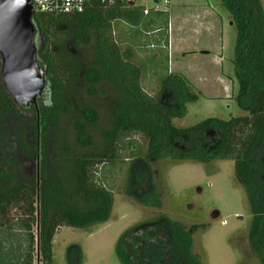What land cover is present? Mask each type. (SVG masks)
<instances>
[{
  "label": "trees",
  "instance_id": "1",
  "mask_svg": "<svg viewBox=\"0 0 264 264\" xmlns=\"http://www.w3.org/2000/svg\"><path fill=\"white\" fill-rule=\"evenodd\" d=\"M219 2L235 29L230 61L237 84L234 101L245 115L226 121L208 118L188 128L172 124L185 115V105L196 96L184 79L168 73L165 66L168 12L142 16L140 9L119 2L107 5L90 0L81 13L32 15L36 61L45 73L44 90L35 106L20 108L0 81V219L21 216L29 230H0V264H32L33 250L36 264H53L52 242L59 228L105 224L113 193L108 188L109 177L101 173L109 174L106 166H114L124 150L130 151L134 165L125 171L126 194L133 180L139 186L145 184L148 170L143 165L148 167L150 162L232 161L235 180L250 211L248 249L264 264V11L261 0ZM117 21L136 28L132 35L136 44L138 31L156 28L162 38L160 46L144 57H137L130 48L123 51L119 45L123 39L113 38L112 25ZM87 46L88 58L76 53ZM142 66L161 72L154 96L141 88ZM101 84L112 97L107 125L96 141L91 130L100 115L80 104L77 96L78 86H83L88 97L103 93L98 90ZM167 94L170 99L165 101ZM65 119L71 127L68 134L62 124ZM31 161L36 162L32 178L26 171L29 167L22 165ZM149 197L150 206L158 208L156 191ZM149 224L143 232L133 234L139 227L133 226L119 236L114 247L119 264H201L191 251V229L165 215ZM9 240L13 245L3 249Z\"/></svg>",
  "mask_w": 264,
  "mask_h": 264
},
{
  "label": "rangeland",
  "instance_id": "2",
  "mask_svg": "<svg viewBox=\"0 0 264 264\" xmlns=\"http://www.w3.org/2000/svg\"><path fill=\"white\" fill-rule=\"evenodd\" d=\"M169 1L165 66L168 73L184 79L190 93L196 96L192 103L185 105V115L172 120L173 126L188 128L208 118L226 121L230 116L245 115L234 101L237 84L232 78L230 61L235 29L228 13L219 0ZM261 5L264 11V0ZM155 29L138 31L140 37L136 44L132 38L136 28L129 22L117 21L112 25L113 38L123 39L120 48L123 51L130 48L137 57L147 56L150 50L160 46L162 38ZM76 53L88 58L90 49L82 47ZM135 62L137 64L136 59ZM144 66L139 70L141 88L147 95L154 96L161 72ZM78 88V102L87 104L100 115L98 125L91 130L94 139L100 141V130L106 127L109 119L107 109L112 93L104 84L98 89L103 93L94 97H88L83 86ZM168 99L167 94L165 101ZM173 110L178 112L176 104ZM62 124L66 125L67 134L70 133L69 121L62 120ZM27 132L30 133V129ZM134 140L142 144L137 136ZM129 152L124 150L114 166H106L107 169L110 167L109 174L104 169L101 173V176L109 177L110 186L107 187L113 193L109 220L86 229L59 228L52 242L53 264H119L114 252L119 236L133 226H139L133 234L143 232L151 227V220L162 215L191 229V251L201 264H259L248 249L246 235L250 211L245 194L235 180L232 161L206 164L170 160L150 162L148 167L143 165L148 170L145 184L139 186L133 180L126 194L123 185L125 171L132 166ZM144 152L142 146L141 153ZM22 165L23 168L29 167L26 171L30 178L34 177L36 162H23ZM152 190L158 195L159 207L156 209L150 206ZM216 213L218 217L213 218ZM0 230L23 233L29 229L21 216L12 215L0 219ZM32 232L34 238V224ZM7 243L3 249L12 246L13 240ZM32 245L34 247V241ZM32 257V264H36L34 250Z\"/></svg>",
  "mask_w": 264,
  "mask_h": 264
},
{
  "label": "water",
  "instance_id": "3",
  "mask_svg": "<svg viewBox=\"0 0 264 264\" xmlns=\"http://www.w3.org/2000/svg\"><path fill=\"white\" fill-rule=\"evenodd\" d=\"M33 14L27 0H0V81L20 108L35 106L45 87L44 70L36 61Z\"/></svg>",
  "mask_w": 264,
  "mask_h": 264
},
{
  "label": "built area",
  "instance_id": "4",
  "mask_svg": "<svg viewBox=\"0 0 264 264\" xmlns=\"http://www.w3.org/2000/svg\"><path fill=\"white\" fill-rule=\"evenodd\" d=\"M90 0H27L34 13L58 16L72 13H81ZM107 5L115 2L138 8L142 16L156 13H165L169 9V0H96ZM151 48L153 46H150Z\"/></svg>",
  "mask_w": 264,
  "mask_h": 264
},
{
  "label": "crops",
  "instance_id": "5",
  "mask_svg": "<svg viewBox=\"0 0 264 264\" xmlns=\"http://www.w3.org/2000/svg\"><path fill=\"white\" fill-rule=\"evenodd\" d=\"M177 48H175V50H176ZM172 50H173V48H172ZM178 51V50H177ZM170 54V53H169ZM218 60L221 62V58H218Z\"/></svg>",
  "mask_w": 264,
  "mask_h": 264
}]
</instances>
